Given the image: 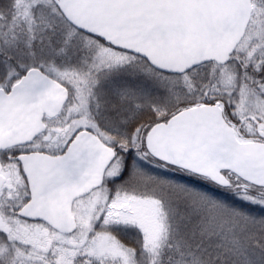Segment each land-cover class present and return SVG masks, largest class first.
Returning <instances> with one entry per match:
<instances>
[{
    "label": "snow or ice",
    "instance_id": "1",
    "mask_svg": "<svg viewBox=\"0 0 264 264\" xmlns=\"http://www.w3.org/2000/svg\"><path fill=\"white\" fill-rule=\"evenodd\" d=\"M0 264H264V0H0Z\"/></svg>",
    "mask_w": 264,
    "mask_h": 264
}]
</instances>
